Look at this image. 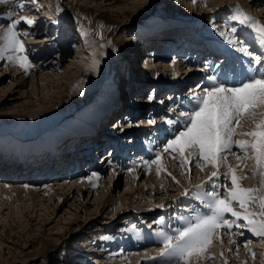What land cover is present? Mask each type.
Segmentation results:
<instances>
[{
    "label": "rangeland",
    "instance_id": "374dc122",
    "mask_svg": "<svg viewBox=\"0 0 264 264\" xmlns=\"http://www.w3.org/2000/svg\"><path fill=\"white\" fill-rule=\"evenodd\" d=\"M24 1L23 9L15 7L16 0L9 7L3 5L0 8V16L4 15V11L16 12L17 18L20 15L30 18L40 16L35 19L34 25H24L22 29L33 33L26 38V44L31 47L30 58L35 63L29 72L24 73L22 68L9 64L6 59L0 61V151L20 152L25 145L33 144L36 147L61 136L63 144L56 147L51 156L56 158V154L61 153L57 159L62 161L61 157L66 158L67 151L75 148L70 141L71 136L81 139L79 142L88 139L85 141L87 144L93 139L91 137L100 138L101 145L113 139H118L116 143L136 141L147 144L157 134L159 137L153 141L155 149L160 151L172 137L169 134L170 126H161V131L159 125L154 130L155 124L149 125L148 120L155 119L156 123L163 120L164 124L165 118H174L183 112L179 109L181 92L178 94L177 90L181 87L182 92L190 94L191 88H194L191 84L195 87L204 84L206 80L203 74L207 73L204 67L203 73L202 70L197 71L198 66L193 62L191 80L183 83L185 85L178 86L173 82L178 75L172 71L166 75L169 78L160 81L161 85L157 87L155 78L158 73L154 74L155 71L142 65L147 61V49L152 46V53L161 52L164 56L148 55L150 64L160 65L164 63L163 59L169 57L164 46H161L170 40L169 36L166 37L170 32L166 22L177 15L186 16L190 19L191 27L199 29L201 38L224 42L228 40L219 31H225L231 38L230 30L234 25L239 30L237 35L240 40L243 38V46L250 41L244 39L249 29L235 21L226 27V20L234 9L230 11L228 6L222 7L220 0H204L201 4L196 0L193 5V0H42L41 3L37 0L35 7L29 0ZM232 1L248 13L258 10L257 18L264 21V13L259 10L261 7L252 6L250 10L242 0ZM212 3L218 4V8H215L217 11L202 15L204 6L210 9L208 5ZM213 19L215 27L210 23ZM8 23L4 17H0V25L3 26L0 33ZM84 32H87V36ZM176 32L182 33L181 30H172L170 35ZM246 40L247 43H244ZM247 47L250 48V45ZM240 53L239 50L235 58V61L239 60L237 66L242 58L239 57ZM206 57L202 56V59ZM207 60L198 64L205 65ZM94 61L98 63L94 64ZM132 65L138 77L147 80H144L141 91L130 93L126 76ZM182 69L187 70V67ZM52 71L59 74V81L57 79L51 83L46 79L44 75ZM181 73L186 76L187 71ZM202 80L205 81L200 83ZM195 91L200 92V88ZM149 96L153 98L149 99ZM181 100L185 102L188 97ZM166 108L171 110L167 111ZM170 114H174L173 117ZM241 124L243 128L238 131H249L253 127L248 119H243ZM234 139L251 137L237 135ZM89 145L85 147L89 148ZM97 149L95 151H99ZM154 156V153L144 155L143 160H151ZM238 156L244 159L243 153L239 152L237 155L222 153L220 158L243 176L255 169L254 159H248L246 164L237 167ZM129 157L127 161L136 160L133 156ZM162 159L167 171L159 174L155 164L143 171H121L117 158L112 160L113 165L109 163L110 159L99 162L96 166H102L103 171H100L92 165L89 167L90 162L87 165L89 168L71 167L73 159L70 156L68 161H71L61 164L51 173L49 160L41 163L40 167L34 164L37 166L34 169L17 161L15 165L0 162V175L3 178H0V189L5 193H0V264H145L148 257L157 256L163 247L155 233L161 227L169 230L181 226L175 214L184 201L189 204L188 208L181 210V216H187L193 210H203L199 201H194L191 195H183L184 190L191 191L194 186L205 184V191L211 192L212 183H226L223 177L207 183L211 173L217 171L211 164L204 167L192 165L191 172L186 174L188 166H178V155L173 159L169 153H163ZM204 163L201 161V164ZM52 166L56 168V165ZM71 168L76 169L75 174L68 173ZM126 168L123 167V170ZM221 170L227 171L223 166ZM169 172L179 184L168 176ZM93 173L99 174L98 183L90 187L87 186L88 177ZM21 175L24 177L16 180ZM30 176L38 177L37 183ZM256 178L257 175H247L243 181L253 185ZM147 182L152 185H144ZM17 187L24 192L20 193ZM127 188L142 190L139 195L132 194V203L127 199V194L125 196ZM12 189L18 192L12 195ZM65 191L70 193L60 198V192ZM109 195L113 197L109 202L117 201L108 206L109 202L106 201ZM168 201H171L170 204ZM125 203L130 207L127 208ZM161 204L165 207H157ZM233 207L242 211L238 204ZM252 210L260 211L255 206ZM160 217H164V221L157 223ZM228 218L230 222L234 219L230 215ZM129 229L141 232L140 236L147 235L148 243L143 245L132 239L128 235ZM241 232L243 235H240ZM102 237L111 239L103 242ZM219 237L214 239L209 255L201 258L199 264H250L258 261H262L258 264H264V239L255 237L243 226L231 231L221 228ZM113 252L115 255L110 254ZM180 263L183 264V261Z\"/></svg>",
    "mask_w": 264,
    "mask_h": 264
},
{
    "label": "snow or ice",
    "instance_id": "6c2138e0",
    "mask_svg": "<svg viewBox=\"0 0 264 264\" xmlns=\"http://www.w3.org/2000/svg\"><path fill=\"white\" fill-rule=\"evenodd\" d=\"M29 2L35 7L37 0H29ZM193 2L195 3L196 0ZM12 3L13 0H0V4ZM15 7L23 9L25 3L23 0H16ZM6 15L9 23L0 33V60L6 59L27 72L34 65L30 58L31 47L26 44V38L33 33L22 29L24 25H34L36 20L24 15L17 18V13L14 11ZM229 21H235L249 29L261 48H264V21L249 14L239 4L235 5ZM229 21H226V27ZM210 23L213 27L216 26L214 19ZM230 31L231 38L225 31H219V34L233 47L240 45L239 50L251 58L246 69L248 75L232 86H229L227 81H220L216 75L206 77L209 83L202 88V92L195 90L190 92L188 111L181 112L174 118H165L164 122L170 126V130L172 127L176 129L171 133L172 138L166 141L162 150L155 153L153 159L142 161L145 168L153 164L157 165L156 171L159 174L161 171H167L162 161L163 153H169L173 159L178 155V166L181 168L188 166L186 174L191 172L192 165L204 167L211 164L217 168V171L211 173L207 183L220 177H223L226 183H212L211 192L205 191V184L194 186L191 191L185 189L183 195H191L198 200L203 205V210H193L187 216H180L181 226L178 228L165 230L161 227L155 235L163 247L157 256L148 257L145 264H180L181 261L183 264H199L201 258L209 255L214 239L220 238L221 228L231 231L243 226L255 237L264 239V53L253 55L248 47L243 46L237 35L238 28L233 25ZM83 34L87 36V32ZM95 63L98 62L94 61ZM152 98L149 96V99ZM243 119L252 121L251 130L238 131L243 128L241 124ZM148 123L155 124L156 120L150 119ZM237 135L251 139L235 140L234 137ZM226 152L232 155L243 153L244 159L238 156L237 167L246 164L248 159H254L255 169L245 176L237 175L236 168L224 163L220 158L221 154ZM201 161L205 163L201 164ZM136 163L134 161L133 166ZM222 166L227 171H222ZM132 170L133 168L130 167L129 171ZM257 174L261 176L258 187L242 186V181L247 175ZM98 175V173L92 174V176ZM168 176L179 184L170 172ZM91 178L88 177L90 180ZM228 184H231L230 188ZM234 204H238L242 211H237L233 207ZM253 206L260 211H253ZM157 207L164 208L165 205L161 204ZM229 215L234 218L231 222ZM163 221L164 217H160L157 223ZM240 235H243V232ZM102 239H111V237H102ZM252 255L254 257L255 253L253 252Z\"/></svg>",
    "mask_w": 264,
    "mask_h": 264
},
{
    "label": "bare ground",
    "instance_id": "6f19581e",
    "mask_svg": "<svg viewBox=\"0 0 264 264\" xmlns=\"http://www.w3.org/2000/svg\"><path fill=\"white\" fill-rule=\"evenodd\" d=\"M119 1V0H118ZM198 1V4H201V2L202 1H204V0H197ZM220 1H222L223 2V4H222V7L223 6H228L227 8H230V11L232 10V9H234V7H235V5H236V2H233L232 0L230 1V0H220ZM239 1V0H238ZM241 1V0H240ZM243 1V3H245V5H246V7H248L250 10H251V8H253L252 6H258V7H261V9H259L261 12H262V14L264 13V0H242ZM40 3L42 2V0H40L39 1ZM187 2H189V0H187ZM24 3H25V1H24ZM109 3V2H108ZM191 4L193 5V4H195L194 2H192L191 1ZM3 5H7L8 7H9V5L10 4H0V8L2 9V7H3ZM201 6H203V5H201ZM218 6V4H213L212 3V5H208V7H210V9H207V6H204L205 7V9H204V11H203V13H202V15L204 14V13H212V12H216L215 11V8H218L217 7ZM258 7L256 8V9H258ZM9 9V8H8ZM8 12H11V11H8ZM7 11H6V13H5V11H4V15H1L2 17H4L5 19H6V22H8L9 20H8V17H7V13H8ZM37 13V12H36ZM35 14V13H34ZM249 14H251L252 16H254V17H258V15H259V11L258 10H255V12H249ZM255 14V15H254ZM0 16V17H1ZM211 16H213V14L211 15ZM264 17V16H263ZM32 18H34V19H39L40 18V16L39 15H33V17ZM226 21H229V19H227ZM231 21H229V26H231ZM32 26V25H31ZM5 28H7V27H5ZM4 28V29H5ZM4 29L2 30V32L4 31ZM1 32V33H2ZM176 34H179V36H176ZM206 37V36H205ZM172 38L173 39H177V40H172ZM200 36H199V33H198V35L197 36H194V35H191L190 33H188L187 31H185V30H183L182 31V33H178V32H176L175 33V35L173 34L172 36L170 35V37H168V39H170L169 41H167L166 42V44L164 43V45H161L162 44V42L160 43L159 42V44L161 45V46H164L163 48H164V51H168V53L169 54H173L174 55V58H173V60H170L169 58L170 57H167V59H169V60H167V59H163L162 61L164 62V63H161L160 65H155V63L154 64H150L151 62L149 61L151 58L149 57L148 58V55H154V56H164V55H161V52H154V53H152L153 52V50H154V47L152 46V47H150V48H148L147 49V51H149L146 55H147V63L145 62L143 65H142V67H144L145 69L146 68H148V69H150V70H153V71H155L154 72V74H156V73H158L157 74V77L155 78V80H157V87L159 88V85H161V83H160V81H162V82H164L165 81V78L166 79H168L169 77H167L166 75L167 74H171L170 72H172V71H176L177 72V75H178V78L177 79H175L173 82H175L176 84H178V86H181V84L182 85H185V84H183V83H187V81H189V80H191V75H192V69L191 68H193L192 67V65H193V62H195V61H186L187 60V58H185V57H182V55H179L178 53H176L175 54V49H176V47H178L179 45V42L181 43V42H183L184 41V45H183V47H185V45L186 44H190L189 46H191V44L192 43H195V41L197 42V41H200ZM245 38H247L248 39V44H246V47H247V45H250V48H249V50L252 52V54H254V55H261L262 53H264V48H261V46L258 44V42L254 39V37L250 34V32L249 31H247V34H246V36L244 37V39ZM45 39V38H44ZM162 39V38H161ZM159 41V40H158ZM242 42H243V38H242V40H241ZM247 43V40L246 41H244V43ZM208 43L209 44H211V46H215V45H217V46H220L222 49H224V51H221V52H223L222 54H221V56H223L222 57V61H220L219 63H218V67H216V69H215V62H213V60L215 59V56L216 55H220V53L218 54V53H214L215 51H211V48L209 49V47H206L205 46V44L203 45L204 47H205V49L203 50V53H205L206 55H208L207 53H209V59L207 60V64H205V65H202V64H198V63H196L197 64V66L198 67H196L197 69V71L198 70H203V67L204 68H212L213 69V72H215L216 73V71L217 70H219V74H220V78H226V81L228 82V83H231V84H238L242 79H243V75L244 74H246V75H248V73H247V71H246V69L248 68V66H249V64H250V57L249 56H247V55H243V53H240L239 54V57H242L241 58V62L239 63V67H240V69L237 71V76L235 77V76H232V77H230V74H231V71H230V73H228V71H229V69H227V65L230 63V62H232V65H231V67L230 68H232V67H238L237 66V63L235 62V58H237L238 57V52H239V48H240V46L238 47H233L232 45H229L228 44V42H222L221 40H220V42L219 43H222L223 45H221V44H219V43H217V42H213V41H208ZM192 46L191 47H187L186 48V50L188 51L189 49V51H192ZM256 48H258V50H259V52H256V53H254L255 51H257L256 50ZM255 50V51H254ZM200 51V50H199ZM205 51H208V52H205ZM42 52V51H41ZM172 52V53H171ZM180 52V51H179ZM43 53V52H42ZM237 54V55H236ZM40 54H37V56H39ZM35 56V55H34ZM225 56V57H224ZM207 58V57H206ZM214 58V59H213ZM153 60V59H152ZM1 61V60H0ZM8 61V60H7ZM161 61V62H162ZM153 62V61H152ZM9 64H13V63H11L10 61H9ZM35 64V63H34ZM33 64V65H34ZM139 65V64H138ZM195 65V64H194ZM242 65V66H241ZM140 66V65H139ZM37 67V66H36ZM185 67H187V70H183L182 68H185ZM226 68V69H225ZM235 68H233L232 70H235ZM134 69V70H133ZM138 69V68H137ZM133 70V71H132ZM149 70V71H150ZM160 70V72H157V71H159ZM130 71H131V83H130V86H132L133 88V90H134V92H136V91H141L142 90V87H143V82H144V80H147V78H145V77H138V74H137V72H136V69H135V67L132 65L131 66V68H130ZM148 71V72H149ZM187 71V74H186V76H183V73H181V72H186ZM23 72V71H22ZM27 72H29V70L27 71ZM25 70H24V73H27ZM46 72V71H45ZM207 73H209V71L207 72ZM165 76H164V75ZM58 75V76H57ZM206 75V74H205ZM214 75V74H213ZM216 75V74H215ZM245 75V76H246ZM45 77H46V79H48L51 83H54L57 79V81H59V74H57V73H55V71L53 72H49V73H47L46 75H44ZM63 76V75H62ZM143 76V75H142ZM210 76H212V75H210ZM217 76V75H216ZM194 77V76H193ZM206 77V76H205ZM153 78V77H152ZM240 79V81H238ZM22 80V79H21ZM62 80V79H61ZM178 81V82H177ZM184 81V82H183ZM142 82V83H141ZM208 83H209V81L206 79V81H205V83L204 84H200V85H198V86H200V87H198V86H193V84H191L192 85V87H194V88H191L192 90L191 91H193V89L194 90H197V89H199L200 88V92H202V88L204 87V86H207L208 85ZM41 88H43L42 86H41ZM185 89V88H184ZM183 91V89H181V87L177 90V92H178V94H179V92H181V98H180V102H179V105H180V108L179 109H181L180 111H183V112H185L184 110H186V111H188V107H189V105H188V100H186L185 102L184 101H182L181 99H183V98H185L186 99V96L189 98V94L187 93V92H182ZM169 97L167 96V99H168ZM171 100V99H170ZM153 102H155V101H153ZM181 102H184V103H181ZM118 104V103H117ZM167 109V108H166ZM169 110H171V109H167V111H169ZM172 111H173V109H172ZM171 112V111H170ZM173 113H175V112H173ZM179 114V113H178ZM171 115V114H170ZM173 115L174 114H172L171 115V117H173ZM163 123V120H159V122H157V123H155V125L154 124H149V125H154V130H157V127H159V125H160V129H162L161 128V126L163 127L164 125H167L165 122H164V124H162ZM173 129H175V127H172L171 128V131L169 132V134L171 135V133L174 131ZM162 131V130H161ZM167 133V132H166ZM163 135H166L165 133H163ZM157 137H159L158 135L156 136V137H153L152 139L153 140H155V139H157ZM172 138V137H171ZM151 141V142H149V143H147V144H145L144 146H143V148L144 149H142V150H140V151H138V152H136L135 154V156H134V159H136L135 161L137 162L134 166H133V162L134 161H125V159H123V162H122V160H121V162H120V164H118V166H120L121 167V171H127V170H129V168L132 166V168L133 169H135V171H136V169H138L137 171H140V170H144L145 169V167L143 166V164H142V161H143V151L146 149L147 151H150L151 153H156L157 151H159V149L158 150H156L155 149V145H154V141ZM242 140H244V139H242ZM91 141V140H90ZM89 141V143H91ZM116 141H118V139H113V140H111V141H109V147H111V149H113L114 148V146H117V145H119L118 143H116ZM95 140L93 141V145H89V147H94L95 146ZM158 143H160V142H158ZM164 147V146H163ZM83 148V147H82ZM98 149L97 150H99V149H101L99 146L97 147ZM107 151V150H106ZM138 154V155H137ZM133 159V160H134ZM162 161H164V159H162ZM118 162V163H119ZM141 164V165H140ZM110 165V164H109ZM111 165H113V163H111ZM68 166V165H67ZM50 167H52V165H50ZM123 167L125 168V167H127L126 168V170H123ZM255 167H256V165H255ZM254 167V168H255ZM68 168V167H67ZM94 168H97L98 170H100V171H103V168H102V166H100V165H98V166H96V165H94ZM94 168H92V169H94ZM95 170V169H94ZM96 171V170H95ZM136 171V172H137ZM75 172H76V169L74 168H71L70 170L68 169V173H72V174H75ZM237 175H239V176H243V174H241V173H238L237 172ZM24 177V175L22 176H18L17 178L18 179H16V180H20V178L22 179ZM92 178H91V180L89 179V183H88V185L87 186H90V187H93V186H96V184L98 183V176H91ZM0 178L1 179H3L1 176H0ZM4 178H5V176H4ZM12 179H13V177H12ZM15 179V178H14ZM30 179L32 180V181H36V183H37V180H38V177L37 178H35V176H30ZM219 179L220 178H218L217 179V181H219ZM216 180V179H215ZM260 181H261V176L259 175V174H257V178H256V182L253 184V185H250V184H247V183H244V181H242V186L243 187H246V188H255V187H258L259 186V184H260ZM206 182H207V180H206ZM149 185V187H150V185H152V183L151 182H147V183H145L144 185ZM72 184L69 186V189L71 190V188H72ZM19 187H17L16 189H18ZM133 188V187H132ZM132 188H127L126 190L127 191H124V192H126L125 193V196H126V194H127V199H130L129 201H130V203H132L131 202V200H133L132 198H133V196H132V194H137V195H139L141 192H142V190H141V188H137L135 191H133L132 190ZM16 189H12V195L13 194H15V192H18ZM3 190H5V189H3ZM8 190H10V188L8 189ZM19 190V192L20 193H23L24 191L23 190H20V189H18ZM83 190V187H81V191ZM167 190V189H166ZM0 193H2V189H0ZM70 193V191H65L64 193H62V192H60V198H62V197H65V196H67L68 194ZM3 194H5V193H2V195ZM4 197V196H3ZM111 198H113L111 195H109L108 196V198H107V201L106 202H109L110 201V199ZM115 201H117V199H115L114 201H112V202H109L108 203V206L110 205V204H113ZM128 201V200H127ZM194 201H198V200H196V199H194ZM170 202L171 201H168L167 203L168 204H170ZM184 204L182 205V206H180L179 207V209H177L178 211L176 212V214H175V217H180L181 216V210L182 209H186V208H188V205L187 204H189V202H183ZM125 204H127V208H129L130 207V204H128V203H125ZM45 219V218H44ZM43 220V219H42ZM50 220V219H49ZM179 221H180V219H179ZM46 224V223H45ZM103 232V231H102ZM128 235H131V237H132V239H134V240H137L138 242H141V243H143V245L144 244H147L148 243V241H147V235H145V234H143L142 236H140L139 234H141V232H138V231H136V230H128ZM139 233V234H138ZM240 237V236H239ZM101 239V238H100ZM234 239V238H233ZM104 240L105 239H101V241H103L104 242ZM130 241V240H129ZM102 242V243H103ZM136 242V241H135ZM134 242V243H135ZM130 244H132L133 242H129ZM137 243V242H136ZM140 246V245H139ZM142 246V245H141ZM109 252H111V251H109ZM115 252H113V253H110V254H114ZM107 254H108V252H107ZM109 254V255H110ZM115 255V254H114ZM118 255V254H117ZM116 255V256H117ZM263 257V256H262ZM116 258V257H115ZM264 260V259H263ZM113 262V261H112ZM260 262H262V261H258V262H255V263H250V264H258V263H260ZM181 264V263H180Z\"/></svg>",
    "mask_w": 264,
    "mask_h": 264
}]
</instances>
